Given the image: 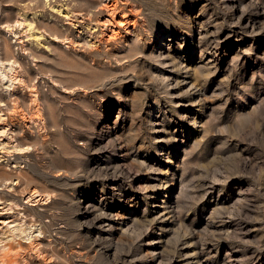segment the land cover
I'll use <instances>...</instances> for the list:
<instances>
[{
    "label": "rangeland",
    "instance_id": "obj_1",
    "mask_svg": "<svg viewBox=\"0 0 264 264\" xmlns=\"http://www.w3.org/2000/svg\"><path fill=\"white\" fill-rule=\"evenodd\" d=\"M116 1L0 0V264H264V0Z\"/></svg>",
    "mask_w": 264,
    "mask_h": 264
},
{
    "label": "bare ground",
    "instance_id": "obj_2",
    "mask_svg": "<svg viewBox=\"0 0 264 264\" xmlns=\"http://www.w3.org/2000/svg\"><path fill=\"white\" fill-rule=\"evenodd\" d=\"M109 1V0H108ZM116 1V0H115ZM117 2V1H116ZM112 3H114V2H112ZM107 4V3H106ZM114 5V4H113ZM116 6V5H115ZM117 7V6H116ZM113 10V9H112ZM114 11V10H113ZM26 20V19H25ZM26 26L28 27V28H31L32 27V22L31 21H27L26 22ZM2 73H4V72H2ZM4 75H5V73H4ZM21 148V147H20ZM116 178V177H115ZM18 228H20V226H17ZM14 229H17L16 228V226H12L11 227V230H14ZM11 246V245H10ZM13 248V247H12ZM9 251V250H8ZM6 253H8V252H6ZM5 255V254H4ZM7 255V254H6ZM9 255V254H8ZM7 255V256H8ZM6 258H8V257H6ZM11 258V257H10ZM11 260V259H10ZM12 261V260H11Z\"/></svg>",
    "mask_w": 264,
    "mask_h": 264
}]
</instances>
